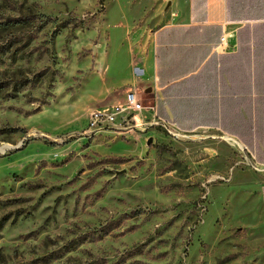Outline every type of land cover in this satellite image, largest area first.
<instances>
[{"label": "rangeland", "instance_id": "1", "mask_svg": "<svg viewBox=\"0 0 264 264\" xmlns=\"http://www.w3.org/2000/svg\"><path fill=\"white\" fill-rule=\"evenodd\" d=\"M166 11L0 0V264H264L259 170L244 148L149 118L88 127L128 92L150 104Z\"/></svg>", "mask_w": 264, "mask_h": 264}, {"label": "crops", "instance_id": "2", "mask_svg": "<svg viewBox=\"0 0 264 264\" xmlns=\"http://www.w3.org/2000/svg\"><path fill=\"white\" fill-rule=\"evenodd\" d=\"M161 4L169 22L152 40L153 109L136 115V126L149 118L179 133L217 131L241 143L259 170L264 218V0Z\"/></svg>", "mask_w": 264, "mask_h": 264}, {"label": "built area", "instance_id": "3", "mask_svg": "<svg viewBox=\"0 0 264 264\" xmlns=\"http://www.w3.org/2000/svg\"><path fill=\"white\" fill-rule=\"evenodd\" d=\"M225 42V38L222 39ZM153 107L144 105L137 97L135 92H128L124 104L114 105L105 110H94L89 115V128H107L108 126L119 125L136 126V115L145 111L152 110Z\"/></svg>", "mask_w": 264, "mask_h": 264}, {"label": "trees", "instance_id": "4", "mask_svg": "<svg viewBox=\"0 0 264 264\" xmlns=\"http://www.w3.org/2000/svg\"><path fill=\"white\" fill-rule=\"evenodd\" d=\"M15 23H16L17 25H23V24H25L24 20L21 19V18H15ZM26 23H27V22H26ZM0 26H1V25H0Z\"/></svg>", "mask_w": 264, "mask_h": 264}, {"label": "bare ground", "instance_id": "5", "mask_svg": "<svg viewBox=\"0 0 264 264\" xmlns=\"http://www.w3.org/2000/svg\"><path fill=\"white\" fill-rule=\"evenodd\" d=\"M231 140V139H230ZM232 144L237 146L238 148H242V145L241 143H239L238 141H235V140H231Z\"/></svg>", "mask_w": 264, "mask_h": 264}]
</instances>
